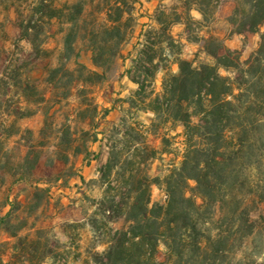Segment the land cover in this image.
Instances as JSON below:
<instances>
[{"label": "trees", "instance_id": "trees-1", "mask_svg": "<svg viewBox=\"0 0 264 264\" xmlns=\"http://www.w3.org/2000/svg\"><path fill=\"white\" fill-rule=\"evenodd\" d=\"M178 1L193 5L203 19L208 17L205 9L212 12L220 2ZM230 1L234 10L225 23L231 33L259 36L257 50L245 62L230 52L198 61L182 59L174 53H181L182 46L172 36L179 17L161 8L140 18V0H75L63 5L60 0H37L29 17L18 15L21 38L36 52L44 53L45 27H59L65 63L46 74L59 101L72 96L76 83L84 86L80 94L85 100V88L95 79L106 80L112 62L140 28L128 58L130 68H124L122 76L136 87L138 108L110 130L108 160L99 170L105 190L102 200L92 204L95 214L83 226L70 227L73 233L87 227L91 245L81 248V241L66 231L65 243L58 248L50 241L55 237L52 230L51 237L44 238L28 222L15 230L17 209L5 205L0 208V231L13 243L5 244L8 258L0 255V264H235L237 252L264 229V212L252 220L253 207H264V0ZM161 18L174 20L160 24ZM141 19L148 20L140 24ZM82 55L90 57L95 71L79 64ZM72 62L78 70H68ZM169 62L178 72L168 70L161 92L154 96L149 92L154 74ZM139 113L152 116L147 125L137 119ZM49 119L48 110L46 127ZM80 155L84 163H90V157L99 159L87 149ZM37 164L27 156L23 168L31 165L32 171ZM156 164L160 168L154 174ZM33 181L34 195H49V188L40 189L45 182ZM153 188L162 191L163 201L153 202ZM161 252L163 263L156 258Z\"/></svg>", "mask_w": 264, "mask_h": 264}, {"label": "rangeland", "instance_id": "rangeland-1", "mask_svg": "<svg viewBox=\"0 0 264 264\" xmlns=\"http://www.w3.org/2000/svg\"><path fill=\"white\" fill-rule=\"evenodd\" d=\"M36 1L0 0V208L15 204L17 212L12 223L15 230L24 222L34 225L44 238H50L52 230L55 237L50 241L58 248L64 245V235L68 232L74 241H81V248L86 249L91 245L90 230L86 227L73 233L70 227L83 226L95 214L92 204L102 200L105 190L100 182L99 170L108 160L107 140L110 130L121 119L133 116L138 108L136 87L122 76L124 68H130L128 58L136 45L140 28L129 38L120 56L112 62L106 80L97 83L98 79H95L94 85L85 88L86 102L80 94L84 86L79 83L74 85L72 96L67 101H59L53 95L52 86L46 82L47 72L65 63L61 57L63 36L58 33L59 27L54 23L45 27L41 36V41L45 42L44 53L34 51L28 42L22 40L18 28V15L29 17ZM74 1L60 0L59 4H71ZM140 2V18H149L161 8L168 14L179 17L175 20L177 25L172 28V36L182 46L181 53L178 49L174 53L182 55L184 60H203L215 53L223 57L230 52L245 62L258 48L259 36L233 35L226 25L225 21L234 10V4L230 0H220L218 7L212 9V12L205 9L208 12L205 19L193 5L189 6V10V7L178 0ZM147 20L141 19L140 24ZM171 20L161 18L160 24L165 21L171 24ZM132 58H135V54ZM79 64L87 70L95 71L88 55H82ZM171 65V62L163 63V67L154 74L149 90L154 96L161 92L162 80L168 70L178 72L177 67ZM68 70L78 69L72 62L68 64ZM91 99L93 103L88 101ZM48 110L51 119L46 127ZM137 119L147 125L152 116L139 113ZM95 138L97 142L92 143ZM150 142L159 147V142L153 138ZM85 149L98 155L99 159L92 161L93 157H90L91 162L84 163L80 154ZM27 156L31 163L38 161L32 171L31 165L23 168ZM60 160H68V164ZM243 162L247 165L246 159ZM159 168L160 165L156 164L153 173L157 174ZM252 174L254 176L255 171ZM33 180L45 182L40 189L49 188V195H34L31 188ZM189 186L190 190L195 188L193 183ZM152 200H164L159 188L152 189ZM195 201L201 205L199 199ZM36 206L39 209L34 211L32 208ZM8 210L9 207L2 215ZM263 212L264 207L254 206L252 220L257 221ZM260 229L237 252L235 264H264V229L259 231ZM30 234L36 236L33 232ZM25 235L26 232L20 236ZM12 243L10 236L0 231V255L4 254L5 261L8 258L5 255V244ZM156 258L158 262H164L162 252Z\"/></svg>", "mask_w": 264, "mask_h": 264}]
</instances>
